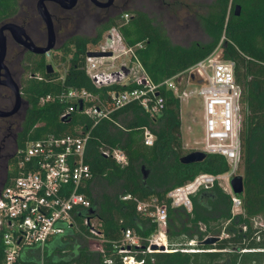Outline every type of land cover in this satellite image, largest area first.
I'll return each mask as SVG.
<instances>
[{
    "label": "trees",
    "instance_id": "16d2710c",
    "mask_svg": "<svg viewBox=\"0 0 264 264\" xmlns=\"http://www.w3.org/2000/svg\"><path fill=\"white\" fill-rule=\"evenodd\" d=\"M19 0H0V22L15 14ZM241 6L240 16L235 15ZM122 13L103 24L96 37L75 36L62 45L61 61L67 65L63 80L59 74L39 71L46 79L30 78L24 89L29 109L20 134L19 151L29 140L48 134L56 136L89 134L85 161L91 177L82 193L90 200L89 208L74 212V224L66 233L50 240L44 250L35 246L21 253L25 264H124L119 253L127 230L141 239L144 251L136 255L142 264H264V0H213L209 12L201 18L210 42H193L185 47L174 44L162 25L147 13L133 11L125 21ZM117 27L127 46L135 54L152 82L160 85L182 75L210 56L221 45L222 58L235 63V77L242 88L243 119L240 130L244 192L242 212L232 213V199L220 182L191 196L192 210L174 207L168 194L192 182L201 174L223 175L230 170L227 160L209 154L200 163L182 164L181 100L165 85L159 87L163 99L161 115L152 119L139 102L114 108L110 93L127 91L136 85L97 87L85 71L87 53L101 44L104 33ZM38 72V71H37ZM69 88L84 89L114 110L96 121L76 109L68 119L61 115L68 103L57 96ZM182 91V89H181ZM48 95L54 100L41 104ZM93 104V103H92ZM156 135L152 147L143 142V129ZM120 150L127 162L121 164L104 150ZM239 166V168H240ZM239 170V169H238ZM19 175L18 159L11 166L6 184ZM131 195L132 199L123 197ZM166 205V236L169 250L149 253V239L158 225L137 210V200ZM261 219L262 228L253 221ZM92 220L97 225L92 226ZM92 230L98 235H94ZM214 246L187 245L209 236H222ZM260 235V238L258 237ZM185 238L187 241H182ZM101 241L102 251L91 241ZM260 239V240H258ZM135 249L137 247H134ZM211 250H216L211 251Z\"/></svg>",
    "mask_w": 264,
    "mask_h": 264
},
{
    "label": "built area",
    "instance_id": "2783aa9c",
    "mask_svg": "<svg viewBox=\"0 0 264 264\" xmlns=\"http://www.w3.org/2000/svg\"><path fill=\"white\" fill-rule=\"evenodd\" d=\"M130 15L124 14L127 21ZM109 48L100 51L112 52L111 57L91 58L86 56L85 71L97 87L103 85H136L127 91L110 93L114 108H121L131 102H139L144 111L152 119L158 118L163 111V99L159 97V87L165 85L172 90L180 100L187 96L181 91L178 82L182 75L188 76L189 83L199 85L198 94L202 97L204 110L203 146L198 149L208 155L224 157L229 166V172L223 175L201 174L192 182L172 190L168 197L174 207L192 210L191 196L201 189H209L216 182L226 181L224 190L231 195L232 213L242 212V199L236 195L230 179L236 175L241 163L240 130L243 119L242 88L235 77V63L222 58L223 49L219 45L214 52L200 61L182 75L166 80L160 85L152 82L139 62L135 48L126 45L119 28L108 31ZM90 51H98L91 49ZM89 51V52H90ZM130 56L133 68L123 66L113 69L114 62L123 56ZM108 62V66L104 61ZM110 64V65H109ZM112 68V69H111ZM125 71L128 74L125 75ZM120 73V80L107 83L114 74ZM64 75L57 80H63ZM129 79L130 81L125 83ZM67 109L61 115L68 119L78 109L79 101L83 102L81 112L98 121L108 117L114 110L84 89L69 88L57 96ZM48 95L41 99V104L54 100ZM93 103V104H92ZM89 134L56 136L48 134L39 139L29 140L25 149L18 153L19 175L5 184L0 191V264H25L21 261V253L35 246L44 250L46 244L55 237L62 236L66 229L74 224V212L81 208H89L90 200L81 190L91 177L89 165L85 161ZM156 135L149 127L143 129V142L152 147ZM105 155H112L117 162L125 164L127 157L120 150H104ZM132 199L131 195L123 197ZM137 210L145 213L153 223L158 225V232L152 236L147 247L157 245L158 249L166 239L168 212L166 205H159L154 199L151 202L137 200ZM94 235H98L92 230ZM141 239L133 231L124 234L123 245L119 253L123 255L124 264H142L136 255L141 253ZM91 246L102 251L100 242L95 239ZM134 247H137L136 249ZM165 248L168 245L165 244ZM144 251H142L143 253ZM112 263V261H108ZM31 264H48L44 261ZM69 264H78L75 262Z\"/></svg>",
    "mask_w": 264,
    "mask_h": 264
},
{
    "label": "flooded vegetation",
    "instance_id": "af4514ba",
    "mask_svg": "<svg viewBox=\"0 0 264 264\" xmlns=\"http://www.w3.org/2000/svg\"><path fill=\"white\" fill-rule=\"evenodd\" d=\"M39 1L24 0L23 4L19 1L15 14L0 22V29L9 24H15L23 29L21 35L18 31L14 32L9 27L3 32L6 40V52L3 62L4 67L0 76V111L11 112L17 102L15 92L3 84L6 80L4 75L7 72L19 86L22 103L14 114L0 116V191L8 180L11 166L18 159L20 134L30 106L24 95L27 81L30 78H35L37 81L45 80L46 78L39 72L44 67L48 75L57 72L53 60L55 50L45 54H37L31 50L32 44L37 48H43L49 41L48 29L39 14ZM98 1L106 3L108 0ZM142 1L114 0L110 7L101 8L95 5L92 0H76V4L68 9L66 6L70 4L69 0H63L62 2L45 0L44 4L51 15L55 31V49L58 48V43H61L57 49L60 50L62 45L71 38L82 36L79 35V32H86L87 28L84 25L87 24L90 25L92 32H96V37L99 28L110 19L120 17L126 6L130 4L129 2L135 4V8L137 7L134 11L145 12L141 9L143 8ZM147 2L149 9L155 10V7L159 9V0H147ZM149 16L153 19L151 15ZM48 65L53 68L51 74L48 73ZM258 237L260 238V235Z\"/></svg>",
    "mask_w": 264,
    "mask_h": 264
},
{
    "label": "rangeland",
    "instance_id": "374dc122",
    "mask_svg": "<svg viewBox=\"0 0 264 264\" xmlns=\"http://www.w3.org/2000/svg\"><path fill=\"white\" fill-rule=\"evenodd\" d=\"M23 4L24 0H19ZM134 1V0H132ZM213 0H159V9H149L147 7V0L142 1V10L151 15L157 25H162L170 36L172 42L177 45L189 46L193 42H210L211 39L205 33L202 25L201 18L206 16L209 12V6L212 4ZM130 4L126 6V9L123 13L132 14L135 4ZM121 17V16H120ZM87 29L86 32H79V35H82L87 38H93L96 35V32L90 30V25H84ZM110 30V29H109ZM108 30V31H109ZM108 31L104 33L101 44L95 48V50L100 51L102 48L108 49L110 44L107 43V34ZM61 43H58L57 47ZM55 49L56 52L53 54V60L55 63V68L59 77L63 76L67 70V65L65 62L61 61L62 52ZM54 51V50H53ZM124 59V60H123ZM123 60V61H122ZM109 61H104L106 64ZM126 68H133V64L130 62V56H123L120 59L114 62L113 69H118L121 65ZM110 65V64H109ZM108 66V64H107ZM112 69V68H111ZM127 79L125 83L129 82ZM178 85L180 89L186 92L185 97L181 101V117H182V145L184 155L190 153L194 150H198L203 146L204 139V110H203V101L202 97L198 94L199 85L197 83H189L188 76L182 75L179 77ZM243 168L240 166L239 170L236 173V176H242ZM230 183V182H229ZM221 185L224 188H227V182L221 181ZM92 226L97 225L96 220H92ZM254 227L262 228L263 221L261 219H256L253 221ZM221 237H226L222 235ZM207 238V237H206ZM167 239V236H166ZM164 241L166 245L169 246L168 239ZM96 242H100L95 239ZM182 241L186 242L185 238H182ZM187 245L196 247L197 241L187 242ZM167 250H161L160 246L157 250H151L150 253H161L166 252ZM216 251V250H211Z\"/></svg>",
    "mask_w": 264,
    "mask_h": 264
},
{
    "label": "water",
    "instance_id": "95a60500",
    "mask_svg": "<svg viewBox=\"0 0 264 264\" xmlns=\"http://www.w3.org/2000/svg\"><path fill=\"white\" fill-rule=\"evenodd\" d=\"M45 0H40L39 4H38V10H39V14L43 20V22L45 23L48 32H49V41L48 44L43 47V48H37L34 46V44H32L31 46V50L37 54H45L51 50H55V31L53 28V23H52V19H51V15L49 13V11L47 10V8L45 7L44 4ZM53 1H58V2H62L63 0H53ZM94 2L95 5L101 7V8H107L110 7L114 0H108L106 3H101L98 0H92ZM70 4L66 6V8L70 9L72 8L75 4H76V0H69ZM241 14V6H236L235 8V15L236 16H240ZM11 28L13 29L14 32L18 31L19 34L21 35L23 33V29L15 24H9L8 26H4L2 29H0V76H1V70L4 67V58H5V52H6V40H5V36H4V30L6 28ZM88 57L91 58H104V57H111L112 56V52H106V51H90L87 53ZM48 69V73L51 74L53 71V68L51 65L47 66ZM125 75L128 74V71H125L124 73ZM6 77V80L3 82L4 85L10 87L16 94V106L15 108L11 111V112H1L0 111V116H10L12 114H14L21 106L22 103V97H21V92L19 89L18 84L11 78V76L8 74V72L4 75ZM120 73H114L108 80L107 83H111L114 80H120ZM78 109L81 112L83 110V102L79 101L78 103ZM208 154L204 151L201 150H194L190 153H187L185 155H183L180 158V162L182 164H194V163H200L203 162L207 159ZM230 186L233 190V192L236 195H241L244 192V179L242 176H233L230 179ZM222 239V237L220 236H209L207 237L204 241L202 242H198V245H203V246H214L216 245V243H218L220 240ZM161 250H167V248H165V246H161L160 247ZM152 250H157L158 247L157 245H152L151 246ZM167 252V251H166Z\"/></svg>",
    "mask_w": 264,
    "mask_h": 264
},
{
    "label": "bare ground",
    "instance_id": "6f19581e",
    "mask_svg": "<svg viewBox=\"0 0 264 264\" xmlns=\"http://www.w3.org/2000/svg\"><path fill=\"white\" fill-rule=\"evenodd\" d=\"M167 240V239H166ZM161 246H165V243H162ZM169 248V247H168ZM167 248V251H170L169 249Z\"/></svg>",
    "mask_w": 264,
    "mask_h": 264
},
{
    "label": "crops",
    "instance_id": "0c3cea01",
    "mask_svg": "<svg viewBox=\"0 0 264 264\" xmlns=\"http://www.w3.org/2000/svg\"><path fill=\"white\" fill-rule=\"evenodd\" d=\"M181 121H182V117H181ZM182 124H183V122H182ZM181 131H182V129H181Z\"/></svg>",
    "mask_w": 264,
    "mask_h": 264
}]
</instances>
